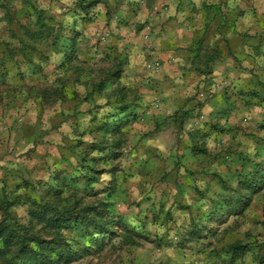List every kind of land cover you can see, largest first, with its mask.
<instances>
[{"label":"rangeland","instance_id":"374dc122","mask_svg":"<svg viewBox=\"0 0 264 264\" xmlns=\"http://www.w3.org/2000/svg\"><path fill=\"white\" fill-rule=\"evenodd\" d=\"M57 2L0 0V52L10 42L7 28H33L36 14L29 16L31 6L42 10L46 26H52L44 42L61 41V28L62 36L73 38L74 44L91 39L101 43L94 30L96 15L87 20L76 0ZM72 14V23H60ZM11 52L16 54L15 49ZM71 54L70 74L57 77L52 64V119L41 113L34 130L23 133L33 137L21 142L16 141L15 130L24 116L5 120L0 186L17 188L15 194L22 199L38 201L49 199L52 186L64 182L70 184H61L65 197L96 209L107 207L122 227H112L114 236L98 241L101 250L85 245L87 237L77 239L82 244L74 248L81 252L79 247L88 246L90 253L72 264H260L264 186L251 194L245 181L259 180L264 174V93L250 91L259 97L251 96L247 108L241 102L245 99L233 93L225 107L229 114L221 111L213 119L194 110L203 103L193 95L192 101L198 103L187 110L182 127L165 125V119L159 118L165 100L150 85V77L139 74L138 79L106 81L118 71L121 77L125 67L105 58L101 67L106 90L96 99L102 78L97 79L88 67L82 69L88 79L81 82V62L75 61L76 52ZM39 55L45 56L41 51ZM150 64L143 69L151 71ZM86 104L95 111L92 119H84L86 114L80 111ZM68 106L70 113L59 111ZM28 209L17 205L11 212L25 222ZM1 217L0 212V221ZM124 225L139 232L130 233L135 245L122 242ZM232 244L246 248L235 260L227 253Z\"/></svg>","mask_w":264,"mask_h":264},{"label":"crops","instance_id":"0c3cea01","mask_svg":"<svg viewBox=\"0 0 264 264\" xmlns=\"http://www.w3.org/2000/svg\"><path fill=\"white\" fill-rule=\"evenodd\" d=\"M57 1L73 3H52ZM95 15L94 30L101 43L91 39L71 46V53L78 55L75 61L79 58L81 62L80 81L88 79L82 70L88 67L94 69L97 79L102 78L105 58L125 67L121 77L119 71L113 72L112 82L147 75L154 91L165 100L159 116L165 119V125H173L169 117L175 112L193 108L198 103L192 101L194 98L203 103L194 110L213 119L220 117L221 111L229 114L225 107L233 93L245 99L241 102L246 108L250 91L258 89L264 93V0H98L88 16L94 19ZM74 18L73 14L65 15L59 21L67 24ZM7 29L10 42L0 52V139L7 138L5 120L23 115V124L15 128V139L21 142L33 137L23 133L34 130L41 113L46 112L52 119V64L57 77L61 73L66 76L71 73L68 65L73 59L64 55L69 54L70 48L65 53L56 51L61 41L51 47V41L30 40L22 26ZM29 29L35 31L34 26ZM43 38L47 40V34ZM22 45L37 52L25 57L18 51ZM69 45L65 43L66 48ZM12 49L16 54L10 55ZM39 51L44 58H39ZM150 63L156 67L145 71L144 64ZM207 70L210 73L206 74ZM105 90L103 85L96 91V99ZM85 92L88 95L86 86ZM90 107H80L81 113L86 114L84 119H92L95 114ZM61 110L73 111L69 106Z\"/></svg>","mask_w":264,"mask_h":264},{"label":"trees","instance_id":"16d2710c","mask_svg":"<svg viewBox=\"0 0 264 264\" xmlns=\"http://www.w3.org/2000/svg\"><path fill=\"white\" fill-rule=\"evenodd\" d=\"M21 1L25 2L26 0ZM97 3L98 0H76L75 5L89 15ZM31 7H33L31 8L32 14L29 16L31 18L36 16L33 23L35 31L32 32L29 28L22 27L25 35L30 40L37 42L46 34L48 37L53 30H51L52 26H46L42 18L44 12L35 6ZM88 17L87 20L93 19L90 16ZM59 29L61 30V28ZM60 30L59 38H62V40L56 51L65 53L70 48L69 54H64L67 58H70L71 52H73L71 46H73L74 40L71 37L64 39V36H62L63 29ZM44 31H46V34H44ZM66 42L70 43L68 48L65 47ZM53 43L51 42V47L52 45H58L60 41L56 39ZM18 51L25 57H31V53L36 50L22 45ZM207 73H210V71L207 70ZM112 77L113 75H110L106 81L112 79ZM103 84L101 82L97 90H100ZM251 94L256 98L259 97L257 92H251ZM261 101H264V98H261ZM169 118L181 128L184 120L188 118V113L179 110ZM115 158L116 156L113 159ZM61 184L67 187L70 186V184L64 182L53 185L50 189L51 192L48 193L49 199L40 198L38 201L30 200L28 197L22 199L15 194L17 188L10 189L4 185L0 186V212L2 214L0 221V264H72L90 253L88 246L79 247L78 249H81V252L74 248L82 244L77 239L87 237L88 240L83 242L85 245L91 244L101 250L98 241L105 237L112 238L115 234L111 230L112 227H119V229L122 227L115 222L107 207L100 206L96 209L92 206L82 205L72 196L65 197L63 195L64 188ZM245 186L248 191H251V194L257 193L264 186V174L259 180L245 181ZM17 205H28L29 207L28 218L25 222L17 220L11 212V209ZM123 229L126 233L121 236L122 242L125 245H135L136 243L132 240L130 233L139 234V232L135 228L126 225L123 226ZM227 250L230 258L235 260L246 251V248L240 244H232L227 247ZM259 263L264 264V256Z\"/></svg>","mask_w":264,"mask_h":264},{"label":"built area","instance_id":"2783aa9c","mask_svg":"<svg viewBox=\"0 0 264 264\" xmlns=\"http://www.w3.org/2000/svg\"><path fill=\"white\" fill-rule=\"evenodd\" d=\"M101 40H105V38L104 37H101ZM153 64H150V65H148L147 67L148 68H150V69H152V68H155L156 66H152ZM158 67V66H157Z\"/></svg>","mask_w":264,"mask_h":264}]
</instances>
